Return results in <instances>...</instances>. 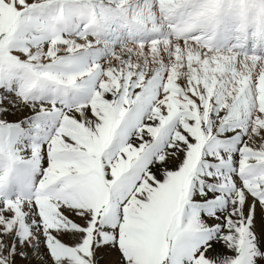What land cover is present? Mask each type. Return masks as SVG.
Returning a JSON list of instances; mask_svg holds the SVG:
<instances>
[{"label":"snow or ice","instance_id":"obj_1","mask_svg":"<svg viewBox=\"0 0 264 264\" xmlns=\"http://www.w3.org/2000/svg\"><path fill=\"white\" fill-rule=\"evenodd\" d=\"M0 264H264V0H0Z\"/></svg>","mask_w":264,"mask_h":264}]
</instances>
